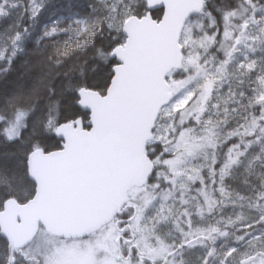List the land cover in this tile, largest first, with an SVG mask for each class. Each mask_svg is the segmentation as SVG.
Here are the masks:
<instances>
[{
    "label": "snow or ice",
    "instance_id": "1",
    "mask_svg": "<svg viewBox=\"0 0 264 264\" xmlns=\"http://www.w3.org/2000/svg\"><path fill=\"white\" fill-rule=\"evenodd\" d=\"M0 264H264V0H0Z\"/></svg>",
    "mask_w": 264,
    "mask_h": 264
}]
</instances>
